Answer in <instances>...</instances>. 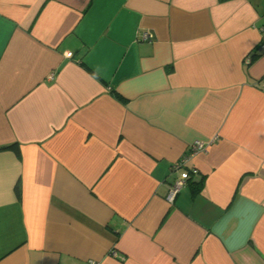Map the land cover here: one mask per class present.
<instances>
[{
	"label": "crops",
	"instance_id": "1",
	"mask_svg": "<svg viewBox=\"0 0 264 264\" xmlns=\"http://www.w3.org/2000/svg\"><path fill=\"white\" fill-rule=\"evenodd\" d=\"M93 263L264 264V0H0V264Z\"/></svg>",
	"mask_w": 264,
	"mask_h": 264
},
{
	"label": "built area",
	"instance_id": "2",
	"mask_svg": "<svg viewBox=\"0 0 264 264\" xmlns=\"http://www.w3.org/2000/svg\"><path fill=\"white\" fill-rule=\"evenodd\" d=\"M143 37L144 38H150L151 37V34L147 33V32H143ZM205 147V144L202 143V142H199V141H195L194 143H192L190 145V149L192 152H195V151H198V150H201ZM181 163L180 162H177L174 164V168L176 169ZM183 181L182 180H174L173 183L170 185L169 187V190L167 192V196H166V199L167 201L169 202H172L175 195L180 191L181 187L183 186ZM93 264H96V263H93Z\"/></svg>",
	"mask_w": 264,
	"mask_h": 264
},
{
	"label": "trees",
	"instance_id": "3",
	"mask_svg": "<svg viewBox=\"0 0 264 264\" xmlns=\"http://www.w3.org/2000/svg\"><path fill=\"white\" fill-rule=\"evenodd\" d=\"M6 147H14L13 145H8V146H6ZM202 181V180H201ZM201 181L199 182V184L201 183Z\"/></svg>",
	"mask_w": 264,
	"mask_h": 264
}]
</instances>
